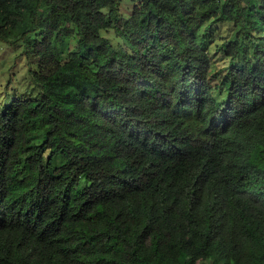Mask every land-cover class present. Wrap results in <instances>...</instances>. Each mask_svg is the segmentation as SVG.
<instances>
[{"label": "trees", "instance_id": "1", "mask_svg": "<svg viewBox=\"0 0 264 264\" xmlns=\"http://www.w3.org/2000/svg\"><path fill=\"white\" fill-rule=\"evenodd\" d=\"M120 5L0 0V264H264V0Z\"/></svg>", "mask_w": 264, "mask_h": 264}, {"label": "rangeland", "instance_id": "2", "mask_svg": "<svg viewBox=\"0 0 264 264\" xmlns=\"http://www.w3.org/2000/svg\"><path fill=\"white\" fill-rule=\"evenodd\" d=\"M139 0H121L120 10L128 16ZM231 27L224 24L214 27V38L210 44L213 74L218 79L226 73L231 59L223 52V44L231 34ZM111 31L110 36L114 37ZM213 84L217 82L212 80ZM38 88L29 73L23 45L11 47L0 41V100L4 97L31 95L38 97Z\"/></svg>", "mask_w": 264, "mask_h": 264}]
</instances>
